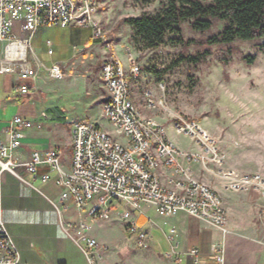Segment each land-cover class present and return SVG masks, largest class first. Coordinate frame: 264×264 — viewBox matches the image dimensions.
<instances>
[{
  "label": "built area",
  "instance_id": "obj_1",
  "mask_svg": "<svg viewBox=\"0 0 264 264\" xmlns=\"http://www.w3.org/2000/svg\"><path fill=\"white\" fill-rule=\"evenodd\" d=\"M101 0H0V75H14L21 83L15 87L21 95H29L40 74L39 67L28 59L30 40L40 27L70 28L79 26L91 30L94 43L102 44L107 56L101 69V78L108 92L104 114L124 141L115 138L93 121L72 124L73 161L67 170L59 149L35 151L30 160L20 162L14 151L22 144L23 132L40 126V122L13 118L0 137V185L6 172L25 180V174L39 177L43 182L52 179L50 172L41 174V168L57 173L56 182L62 188L61 201L73 200L75 206L94 219H111L115 210L123 207L120 217L130 232L137 236L138 245L148 248L151 232L138 226L135 212L142 204L152 205L164 218L187 212L227 232L228 215L219 193L210 185L194 177L187 165L205 166L226 190L258 192L264 197V176L261 173L242 172L227 165V155L219 140L199 122L179 117L174 123L176 132L200 147V152L182 150L170 140L166 127L143 113L132 97L130 76L138 78L141 72L131 47H126L129 68L118 56L116 46L106 38V32L97 19ZM49 53H53L51 41ZM55 80H63L60 64L48 68ZM153 105L155 103H152ZM165 169H173L175 176L162 180ZM264 218V211L262 212ZM88 225L78 230L85 241L84 252L89 264H101L99 244L85 236ZM176 230H172L175 234ZM212 253L218 264H225L226 248L215 244ZM181 264L176 250L170 254ZM187 256L200 264L201 252L192 249ZM0 264H23L20 252L9 233L0 196Z\"/></svg>",
  "mask_w": 264,
  "mask_h": 264
},
{
  "label": "crops",
  "instance_id": "obj_2",
  "mask_svg": "<svg viewBox=\"0 0 264 264\" xmlns=\"http://www.w3.org/2000/svg\"><path fill=\"white\" fill-rule=\"evenodd\" d=\"M45 27H40L29 43L28 59L40 69L39 77L35 85L32 84L30 94L21 95L16 92V85L21 83L16 76L2 78L0 75V137H5L4 128L17 115L38 121L40 126L23 132L22 144L14 151L15 158L25 162L31 159L35 151L59 149L62 164L69 170L73 161L71 120L62 104H55L49 99L54 96L53 91L44 94L37 86L42 88V84H47L43 72L47 74L48 68L52 65L60 64L63 70L69 69L73 61L83 56L86 47L92 48L97 43L92 41L91 30L88 28L79 26L61 28L70 34L73 47L59 44V56L55 57L53 40L46 41L48 53L42 50L41 33ZM49 41L52 44V54L49 53ZM115 46L118 56L126 60L124 48L116 44ZM46 55L49 58H46ZM106 56L105 49L103 64ZM126 64L129 68L128 56ZM173 142L184 151H201L196 144L188 147L184 146L182 141ZM225 153L229 157L227 165L235 167L231 156ZM187 166L191 168L196 179L213 187L221 196L228 215L227 232L187 212H180L169 218L161 217L154 206L148 205L146 212L140 210L135 217L140 228L151 232L150 244L148 248L143 249L132 248V245V254L138 255L134 259L125 248L137 240V236L131 232L135 237L117 246L106 242L100 231L101 226L106 223L113 226L119 222L120 230H124L123 222L114 218V223H101L98 225L99 229H95L97 227L93 222L96 219L79 210L72 199L61 201L62 188L56 182L55 171H49L47 167L41 168V174L50 172L52 179L48 182H43L39 177L30 174H25V180H22L11 172L4 173L0 185L4 218L20 252L22 263L89 264L84 252L86 243L78 234L80 226L85 223L88 225L84 232L85 236L96 239L100 244L101 264H175L178 261L170 256L175 250L182 259L181 264H194L187 254L195 248L201 252L200 264H218L212 253L215 244L225 246V264H264V218L261 215L264 211V197L254 191L226 190L205 166L200 164ZM164 171L163 181L169 176H175L173 169ZM173 229L176 230L175 234H172ZM125 231L130 233L128 228ZM135 242L138 245V240ZM104 247L107 248L106 251Z\"/></svg>",
  "mask_w": 264,
  "mask_h": 264
},
{
  "label": "rangeland",
  "instance_id": "obj_3",
  "mask_svg": "<svg viewBox=\"0 0 264 264\" xmlns=\"http://www.w3.org/2000/svg\"><path fill=\"white\" fill-rule=\"evenodd\" d=\"M166 1L101 0L97 19L106 32V38L124 48L126 60L124 57L122 60L126 68V47L132 48L140 65L139 77L129 78L132 97L145 115L155 118L167 128L171 140H179L184 146L193 147V140L178 134L174 123L179 117L199 122L219 140L220 148L231 156L235 163L232 168L242 172L262 173L264 176V52L256 47V41H237L235 46L241 53L234 56L227 68L211 55L197 66L183 62L168 69L183 52L187 55L196 54L204 47L193 43L185 49L176 40H171L173 37L170 35L162 46L146 50L134 40L130 25L121 23L130 17L155 13ZM223 25V22H216L207 35L217 33ZM182 29L185 41L199 40L202 37L188 22L182 24ZM48 39L54 42L55 57L59 56V44L73 47L70 34L61 28L42 29L41 47L46 53ZM88 45L90 44H86ZM216 49L214 46L213 50ZM103 54L105 55V49L102 44L86 47L83 56L73 61L69 69L64 70V80H55L49 73L43 72L47 84H42V88L37 87L44 94L53 91L54 96L49 99L64 106L71 124L77 121H93L115 138L124 141L103 111L108 99V92L101 78ZM248 54L257 56L255 64L248 65L244 61L243 57ZM46 58H49L48 55ZM6 76L11 75H2V78ZM22 82L31 85L36 83ZM147 206L148 204H142L141 210L146 212ZM123 210V207H119L111 219H96L93 222L97 227L95 229H99L98 225L101 223H114V218L123 222L124 230H120L119 222L113 226L106 223L100 228L104 240L116 246L135 237L131 232L125 231L127 223L120 217ZM138 213L135 212V215ZM135 241L137 240L125 248L133 259L138 255H133L131 249H143ZM104 249L106 251L107 248Z\"/></svg>",
  "mask_w": 264,
  "mask_h": 264
},
{
  "label": "trees",
  "instance_id": "obj_4",
  "mask_svg": "<svg viewBox=\"0 0 264 264\" xmlns=\"http://www.w3.org/2000/svg\"><path fill=\"white\" fill-rule=\"evenodd\" d=\"M188 22L193 30L200 32L199 40L183 39L182 24ZM216 22H223L221 30L207 35ZM130 25L134 40L146 50H154L171 40H176L187 49L195 43L203 46L196 54L183 52L168 69L183 62L195 66L213 55L225 68L241 51L237 41H256V47L264 52V0H167L155 13L130 17L121 21ZM216 46L217 49L213 50ZM248 65L255 64V54L245 55Z\"/></svg>",
  "mask_w": 264,
  "mask_h": 264
}]
</instances>
